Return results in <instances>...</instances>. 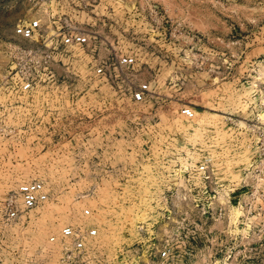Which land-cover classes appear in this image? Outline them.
<instances>
[{"label":"built area","instance_id":"built-area-1","mask_svg":"<svg viewBox=\"0 0 264 264\" xmlns=\"http://www.w3.org/2000/svg\"><path fill=\"white\" fill-rule=\"evenodd\" d=\"M90 1L25 0L31 12L18 19L5 48L8 65L0 78V264H88L103 249L90 204H80L65 217L61 194L41 174L12 169L99 163L95 152L100 148L92 138L82 147L91 152L71 159L66 151L75 150L70 140L79 129L71 126L68 113L44 105L59 100L54 92L43 91L54 82L57 61L63 64L83 53L89 72L107 86L113 80L124 83L133 104L152 96V80L137 71L136 53L107 48L101 40L110 36L108 26L101 22L94 28L83 21ZM145 6L155 20L162 19L157 6ZM101 43L102 49L95 51ZM252 72L240 82L248 93L238 100V116L227 119L230 126L223 131L206 130L208 124L199 122L191 107L179 108L188 128L193 133L196 129L193 150L180 164L181 194L167 192L164 206H159L165 219L177 217L158 240L137 242L149 248L145 261L132 255L128 264H240L242 240L248 245L255 231H264V70Z\"/></svg>","mask_w":264,"mask_h":264},{"label":"rangeland","instance_id":"rangeland-1","mask_svg":"<svg viewBox=\"0 0 264 264\" xmlns=\"http://www.w3.org/2000/svg\"><path fill=\"white\" fill-rule=\"evenodd\" d=\"M145 2L157 6L161 20L147 13ZM191 2L94 0L87 5L83 21L94 28L101 22L108 26L110 36L101 40L107 48L136 53L137 71L152 80V96L133 104L124 83L113 80L107 86L89 72L83 53L63 64L57 61L54 82L43 91L59 100L44 105L68 113L71 126L79 129L70 140L75 150L63 151L73 160L89 154L82 147L92 138L100 148L95 152L99 163L12 168L41 174L61 194L65 217L82 203L92 206L103 249L88 264H128L132 255L144 260L149 248L137 242L158 240L176 219H165L159 206L167 192L181 194L180 164L193 150L194 135L179 108L191 107L198 121L208 124L206 130L223 131L238 116L239 98L248 93L240 82L264 70V0ZM29 12L25 0H0V78L8 65L5 48L12 28ZM103 46L96 44L95 51ZM263 236L264 231H255L252 243L242 240L240 264H264Z\"/></svg>","mask_w":264,"mask_h":264},{"label":"bare ground","instance_id":"bare-ground-1","mask_svg":"<svg viewBox=\"0 0 264 264\" xmlns=\"http://www.w3.org/2000/svg\"><path fill=\"white\" fill-rule=\"evenodd\" d=\"M260 67H261V66H260ZM238 122H239V123H242V122H240V121H238ZM192 134L195 136V132H194V133L192 132ZM192 137H193V136H192ZM181 165H183V163H182Z\"/></svg>","mask_w":264,"mask_h":264}]
</instances>
